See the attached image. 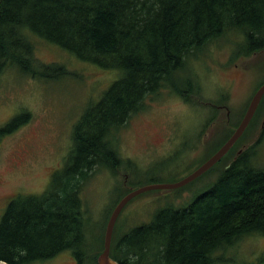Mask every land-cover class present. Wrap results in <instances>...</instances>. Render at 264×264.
<instances>
[{"label": "trees", "instance_id": "16d2710c", "mask_svg": "<svg viewBox=\"0 0 264 264\" xmlns=\"http://www.w3.org/2000/svg\"><path fill=\"white\" fill-rule=\"evenodd\" d=\"M232 34L243 38L235 58L264 48V0H0V73L14 68L41 79L70 74L65 65L36 58L37 39L121 72L74 123L64 165L52 174L47 189L21 198L10 220L0 224V259L33 264L70 250L78 264L91 257L98 264L106 224L90 243L84 183L101 167L115 173L126 165L117 136L148 99L169 89L193 102L200 86L193 62L209 45L231 40ZM259 110L231 150L206 173L234 154L258 121ZM25 116L15 118L13 127L26 123L31 114ZM233 132L231 128L200 163ZM263 135L187 205L163 208L151 222L120 236H115V227L111 257L120 264H219L220 253L247 234H264V168L250 157ZM132 189L127 186L116 202Z\"/></svg>", "mask_w": 264, "mask_h": 264}, {"label": "rangeland", "instance_id": "374dc122", "mask_svg": "<svg viewBox=\"0 0 264 264\" xmlns=\"http://www.w3.org/2000/svg\"><path fill=\"white\" fill-rule=\"evenodd\" d=\"M229 37L231 40L224 38L209 45L200 59L193 62L196 82L200 83L193 102L183 100L169 89L148 99L143 110L134 114L118 133L117 149L126 165L117 168L115 173L111 168L110 171L101 167L84 183L81 196L88 217L90 243H95L102 233L120 201L116 200L127 186L135 189L183 178L240 123L248 100L262 80L258 67L259 62H263L264 51L235 58L234 52L243 38L235 34ZM35 46L40 62L65 65L70 74L41 79L21 74L14 68L0 73V131L13 127V120L19 115L24 119L26 114H31L19 128L14 126L12 131L0 134L2 195L43 193L52 174L64 165L72 144L74 123L121 76L116 69L82 60L44 40L37 39ZM223 93L229 98L223 102L228 110H221L212 123L210 117L214 109L198 101L220 103ZM260 125L259 118L219 169L204 173L186 187L151 190L132 199L122 210L114 235L120 236L151 222L163 208L190 203L217 179L220 170L229 164L240 147H249L261 137ZM255 147L251 160L264 168V135ZM127 169L131 170L127 172ZM93 254L94 251L90 256ZM219 256L222 257L219 264H264V234H247L237 246L225 249ZM91 258L84 264H96ZM76 262L72 251H64L33 264H78Z\"/></svg>", "mask_w": 264, "mask_h": 264}, {"label": "water", "instance_id": "95a60500", "mask_svg": "<svg viewBox=\"0 0 264 264\" xmlns=\"http://www.w3.org/2000/svg\"><path fill=\"white\" fill-rule=\"evenodd\" d=\"M263 94H264V84L256 91V93L252 97L240 123L234 129L232 135L214 154H212L207 160H205L203 163L197 166L186 176L172 183H151L132 189L130 192H128L120 199V201L116 204L108 219L104 233V249L97 258L98 264H120L118 261H116L111 257V248H112L114 230L118 223L119 216L122 210L125 208V206L138 195L151 190H171V189L184 187L189 183L193 182L194 180H196L197 178H199L200 176H202L209 169H211L231 150V148L244 134V132L248 128L251 120L253 119L256 113V110L260 104V100ZM263 129H264V117L260 125V130L262 131ZM246 148H248L247 145L240 147L235 157L241 154ZM0 264H11V263H9L4 259H0Z\"/></svg>", "mask_w": 264, "mask_h": 264}, {"label": "flooded vegetation", "instance_id": "af4514ba", "mask_svg": "<svg viewBox=\"0 0 264 264\" xmlns=\"http://www.w3.org/2000/svg\"><path fill=\"white\" fill-rule=\"evenodd\" d=\"M263 51H264V48L259 50L256 53L261 54ZM256 53H254V54H256ZM259 65H258L259 66L258 68L260 70L258 72L262 73L261 79L263 80V82L261 83V85H259V87L255 91H253L252 97L254 96L256 91L264 84V59H263V62H261V63L259 62ZM252 97H251V99H252ZM227 99H229L228 95L223 93L220 96V100H219L220 103H210V102H203V101H198V102H202L203 104H206V105H208V106H210L211 108L214 109V112H213L212 116L210 117V118H213L212 119L213 120L212 123H213L215 121L214 118L215 119L217 118L218 113L221 110H223V109L228 110V106H226V104L223 103ZM251 99L248 100V101H251ZM248 105H247V107H248ZM260 105H261V107H260ZM259 107H260V110H259ZM258 110H259L258 116H259L260 120L262 121V119L264 117V94H263V96H262V98L260 100V104H259V106H258V108L256 110V113H257ZM256 113H255V115H256ZM210 125L211 124H209L208 126H210ZM262 133H264V129H263ZM3 182H4V178L0 177V188H1L2 184H3ZM27 195H37V194H25V193H19V192L12 193V194H4V195L0 194V224L2 223V221L10 220L8 218H9L10 213L12 211L11 209L13 207H15V206H19L21 204L19 202L20 199L23 198L24 196H27ZM66 251H70V250H66ZM75 260L77 261L76 256H75Z\"/></svg>", "mask_w": 264, "mask_h": 264}]
</instances>
